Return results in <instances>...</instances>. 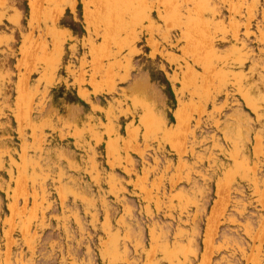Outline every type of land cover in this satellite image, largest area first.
Instances as JSON below:
<instances>
[{
  "label": "rangeland",
  "instance_id": "obj_1",
  "mask_svg": "<svg viewBox=\"0 0 264 264\" xmlns=\"http://www.w3.org/2000/svg\"><path fill=\"white\" fill-rule=\"evenodd\" d=\"M0 264H264V0H0Z\"/></svg>",
  "mask_w": 264,
  "mask_h": 264
},
{
  "label": "bare ground",
  "instance_id": "obj_2",
  "mask_svg": "<svg viewBox=\"0 0 264 264\" xmlns=\"http://www.w3.org/2000/svg\"><path fill=\"white\" fill-rule=\"evenodd\" d=\"M107 44V43H106ZM33 58V57H32Z\"/></svg>",
  "mask_w": 264,
  "mask_h": 264
}]
</instances>
